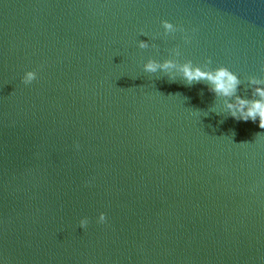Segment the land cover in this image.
Instances as JSON below:
<instances>
[{
  "label": "water",
  "instance_id": "obj_1",
  "mask_svg": "<svg viewBox=\"0 0 264 264\" xmlns=\"http://www.w3.org/2000/svg\"><path fill=\"white\" fill-rule=\"evenodd\" d=\"M175 47L250 98L264 0H0L5 264H264V129L210 111L203 82L142 70Z\"/></svg>",
  "mask_w": 264,
  "mask_h": 264
},
{
  "label": "clouds",
  "instance_id": "obj_2",
  "mask_svg": "<svg viewBox=\"0 0 264 264\" xmlns=\"http://www.w3.org/2000/svg\"><path fill=\"white\" fill-rule=\"evenodd\" d=\"M163 37L175 36L177 33L182 34L185 44L192 40L191 34L182 25L174 24L165 19L160 21ZM193 32L195 29L192 30ZM147 36L146 33H141ZM137 47L141 50L155 47L147 41H138ZM181 52L178 47L169 49V58L157 60L149 58L143 63L142 70L148 74L163 73L170 82H175L177 78L184 81L187 85L195 83H205L208 91L213 93L217 99V104L210 109L217 115L227 114L236 121L256 123L258 127L264 129V77L249 76L247 83L251 86V97H242L238 95V88L241 85L240 76L232 71L229 67L218 65L213 67V60L208 57L203 63H194L191 59L181 61L179 57ZM264 72V68L261 69ZM38 79V70H26L21 77V83L25 86L31 85ZM200 112V111H196ZM204 116L207 113H203ZM79 149V144L75 145ZM108 217L105 212H100L96 223L106 224ZM90 220L87 216L79 220V228L86 230ZM0 264H5L0 258Z\"/></svg>",
  "mask_w": 264,
  "mask_h": 264
}]
</instances>
